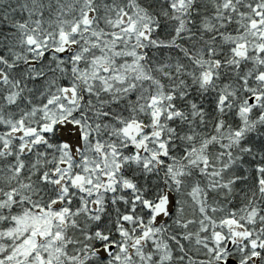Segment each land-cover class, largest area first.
Masks as SVG:
<instances>
[{
    "label": "snow or ice",
    "instance_id": "6c2138e0",
    "mask_svg": "<svg viewBox=\"0 0 264 264\" xmlns=\"http://www.w3.org/2000/svg\"><path fill=\"white\" fill-rule=\"evenodd\" d=\"M0 264H264V0H0Z\"/></svg>",
    "mask_w": 264,
    "mask_h": 264
}]
</instances>
